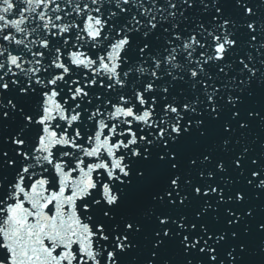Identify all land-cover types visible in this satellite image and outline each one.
Listing matches in <instances>:
<instances>
[{"label": "snow or ice", "instance_id": "1", "mask_svg": "<svg viewBox=\"0 0 264 264\" xmlns=\"http://www.w3.org/2000/svg\"><path fill=\"white\" fill-rule=\"evenodd\" d=\"M0 264H264V0H0Z\"/></svg>", "mask_w": 264, "mask_h": 264}]
</instances>
